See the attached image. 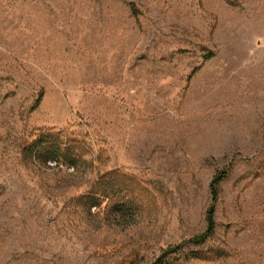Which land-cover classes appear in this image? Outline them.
Listing matches in <instances>:
<instances>
[{
	"label": "rangeland",
	"instance_id": "1",
	"mask_svg": "<svg viewBox=\"0 0 264 264\" xmlns=\"http://www.w3.org/2000/svg\"><path fill=\"white\" fill-rule=\"evenodd\" d=\"M0 264H264V0H0Z\"/></svg>",
	"mask_w": 264,
	"mask_h": 264
},
{
	"label": "trees",
	"instance_id": "2",
	"mask_svg": "<svg viewBox=\"0 0 264 264\" xmlns=\"http://www.w3.org/2000/svg\"><path fill=\"white\" fill-rule=\"evenodd\" d=\"M209 58V57H208ZM43 95H40L39 99L36 102V106H38L42 101ZM35 156L37 159L42 160L43 162L47 163L48 161H53L55 164L59 160L58 153L56 151H45V149H40L39 147L35 150ZM228 171H222L218 173L210 184V193H211V205L209 206L207 213H206V222L207 228L202 235L196 236L191 242L192 243H201L206 241L210 238L215 230H216V221H215V213H216V205L219 199V187L222 182L228 177ZM93 205L100 206L101 200L93 197ZM133 209L128 204H120L117 207V211L120 214H126L127 216L133 214ZM173 252V251H172Z\"/></svg>",
	"mask_w": 264,
	"mask_h": 264
}]
</instances>
